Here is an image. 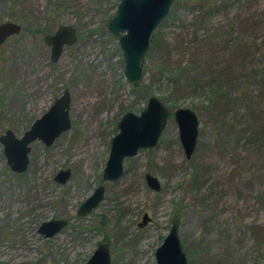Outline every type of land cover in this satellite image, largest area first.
<instances>
[{
	"label": "rangeland",
	"instance_id": "obj_1",
	"mask_svg": "<svg viewBox=\"0 0 264 264\" xmlns=\"http://www.w3.org/2000/svg\"><path fill=\"white\" fill-rule=\"evenodd\" d=\"M120 2L0 0V24L22 26L0 46V137H23L67 90L72 122L51 147L31 145L23 174L0 143V264H87L100 244L112 264H157L175 219L189 264H264V0H174L138 87L107 28ZM60 26L75 27L78 42L53 63L44 39ZM153 97L169 110L159 144L104 181L120 121ZM179 109L200 122L190 160ZM62 170L72 172L65 184L55 180ZM100 186L104 200L80 216ZM52 220L68 225L46 239L38 230Z\"/></svg>",
	"mask_w": 264,
	"mask_h": 264
},
{
	"label": "water",
	"instance_id": "obj_2",
	"mask_svg": "<svg viewBox=\"0 0 264 264\" xmlns=\"http://www.w3.org/2000/svg\"><path fill=\"white\" fill-rule=\"evenodd\" d=\"M174 0H121L116 16L107 24L108 31L118 41L125 59V76L134 87L140 85L146 55L149 52L153 34L169 15ZM22 33V26L7 21L0 24V46ZM45 43L51 48V60L57 63L65 47H72L78 42L77 30L73 26H60L52 35L45 36ZM71 96L67 90L51 106L50 110L38 119L22 138L11 130L0 137L3 153L9 168L18 174L27 171L31 152L30 145L42 142L51 147L55 141L72 127L70 119ZM169 110L158 99L151 98L145 110L140 114L127 113L118 125L119 133L111 141L110 158L104 170V181H117L124 172L125 159L134 157L141 149H153L160 141L168 124ZM179 128L180 141L186 158L190 160L197 148L199 138V118L190 109H179L174 113ZM71 170L60 171L56 182L65 184L71 177ZM148 186L159 191V180L151 174L146 175ZM104 186L80 207L78 214L85 216L96 209L104 200ZM151 218L146 214L141 226ZM179 219L173 221L169 235L157 249V264H189L187 255L179 237ZM68 222L52 220L43 223L38 233L44 238H53L62 231ZM87 264H112L109 245L100 244Z\"/></svg>",
	"mask_w": 264,
	"mask_h": 264
},
{
	"label": "flooded vegetation",
	"instance_id": "obj_3",
	"mask_svg": "<svg viewBox=\"0 0 264 264\" xmlns=\"http://www.w3.org/2000/svg\"><path fill=\"white\" fill-rule=\"evenodd\" d=\"M31 127H32V126H31ZM7 131H8V130H7ZM11 131H12V130H11ZM28 131H29V130H28ZM12 132H13V131H12ZM26 132H27V131H26ZM26 132H25V133H26ZM13 133H14V132H13ZM25 133H24V134H25ZM21 138H22V137H21ZM37 142H39V141H37ZM34 143H35V142H34ZM34 143H33V144H34ZM31 145H32V144H31ZM31 145H30V147H31ZM31 151H32V148H31ZM30 153H31V152H30ZM29 160H30V159H29ZM29 165H30V163H29ZM28 167H29V166H28ZM27 170H28V169H27ZM95 191H96V190H95ZM89 198H90V197H89ZM89 198H88V199H89ZM88 199H87V200H88ZM87 200H86V201H87ZM86 201H85V202H86ZM85 202H84V203H85ZM84 203H83V204H84ZM83 204H82V205H83ZM82 205H81V206H82ZM81 206H80V207H81ZM145 215H146V214H145ZM148 216H149V215H148ZM150 218H151V217H150ZM179 220H180V219H179ZM66 221H67V220H66ZM151 221H152V218H151ZM151 221L148 222L147 225L151 224ZM67 222H68V221H67ZM142 223H143V222H142ZM142 223H140V224H142ZM140 224H139V226L142 228L143 226H141ZM147 225H145V226H147ZM172 225H173V223H172ZM179 228H180V223H179ZM170 230H171V229H170ZM169 233H170V232H169ZM178 233H179V230H178ZM168 235H169V234H168ZM166 238H167V237H166ZM181 243H182V242H181ZM182 246H183V245H182ZM186 255H187V254H186ZM188 263H189V262H188Z\"/></svg>",
	"mask_w": 264,
	"mask_h": 264
}]
</instances>
